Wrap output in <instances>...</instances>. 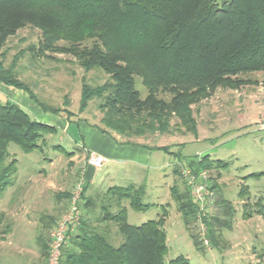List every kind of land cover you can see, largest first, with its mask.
<instances>
[{"label":"trees","instance_id":"16d2710c","mask_svg":"<svg viewBox=\"0 0 264 264\" xmlns=\"http://www.w3.org/2000/svg\"><path fill=\"white\" fill-rule=\"evenodd\" d=\"M24 27L40 32L37 44L24 49L31 52L32 61L38 55L52 59L47 51L65 53L85 71L95 68L107 74L108 79L102 83H82L79 111H84L91 99H97L103 131L118 134L126 143H132L133 136L166 132L173 118L175 126L196 134L194 105L219 87L244 85L248 80L240 75L264 70V0H0V50L9 36ZM15 66L16 58L7 67L0 60V82L35 97L30 86L17 76ZM135 77L141 78L147 88L144 97L134 87ZM53 130V126L32 119L18 104L0 103V195L16 171L17 161L8 158L7 145L12 142L30 152L40 147L37 142L43 133ZM203 156L207 157L200 156L199 162H193L197 157L188 160L192 163L187 167L205 168ZM181 166L176 162L173 172L178 174L184 192L175 185L170 192L186 228L200 218L208 243L223 248L219 237L223 228H231L234 208L229 200L216 196L210 212H199ZM85 189L80 224L63 247L60 264H190L184 255L165 261V209L156 219L140 225L127 222V208L121 203L142 209V187H108L106 196L121 207L115 213L105 211L96 226L83 219V205L87 207L90 201L84 197ZM246 193L247 186L242 184L238 195L242 198ZM254 213L264 218V196L255 203L254 212L243 211L242 217ZM2 219L0 212V239L10 230L9 223L1 226ZM54 220L52 216L45 224L48 234L40 230L36 234L42 264L46 262ZM104 220L114 223L113 233L108 224L100 225ZM190 234L201 246L202 239Z\"/></svg>","mask_w":264,"mask_h":264},{"label":"rangeland","instance_id":"374dc122","mask_svg":"<svg viewBox=\"0 0 264 264\" xmlns=\"http://www.w3.org/2000/svg\"><path fill=\"white\" fill-rule=\"evenodd\" d=\"M39 36L37 28H20L8 37L0 50L3 52L0 60L5 67L16 58L17 76L35 94L32 98L24 90H17L13 95L0 91V103L14 102L32 119L55 126L53 132L43 133L37 142L40 147L30 152H24L12 142L7 145L8 158H15L17 163L11 184L0 195L1 226L10 224V230L0 239V264H42L44 259L35 242L37 231L48 234L45 224L50 217L55 216L56 220L63 212L57 213V169L60 168L57 162L63 166L67 152H72L75 162H82L83 146L88 147L90 143V130L103 131L98 100L91 99L82 112L79 104L82 83H102L108 79L107 74L95 68L85 71L65 53L47 51L45 54L52 55V59L38 55L32 61L31 52L24 49L30 44L36 45ZM240 77L248 81L235 89L219 87L209 98L193 106L197 108L194 111L196 134L175 126L176 119L173 118L166 132L154 131L131 137L132 141L153 146V160L160 163L158 168L140 169L139 173L129 176L115 174L112 184L109 183L111 176H106L107 168H98L86 197L89 204L83 205L82 210L87 224L96 226L97 219L105 215V211L115 213L122 205L127 208V222L133 225L156 219L165 209V261L184 255L190 264H264V218L255 213L246 219L242 217L243 211L254 212L255 203L264 196V70ZM134 87L142 97L145 96L147 88L141 78L135 77ZM64 96L69 101L67 105ZM68 112L72 113L69 119L66 117ZM65 119L70 125L67 132L58 125ZM105 132L122 142L123 138L118 134ZM154 145L167 148L163 150ZM202 155L207 156H203L206 167L194 171H204L205 193L212 192L214 198L221 196L229 200L234 208L231 228H223L219 237L223 248L212 247L210 243L205 245L203 241L201 246L195 244L190 233L200 239L203 237L200 218L197 217L187 229L170 192L172 185L184 192L173 165L180 161L187 167L189 162L192 163L188 160L197 157L193 162H199ZM32 175L33 185L40 184L42 188L38 197L33 195L36 192L31 190L33 185L27 186ZM113 184L142 187L140 202L144 207L135 210L126 202L118 206L114 200H109L105 190ZM242 184L247 186V193L240 198L238 193ZM82 202L84 204L86 200L83 198ZM211 205L209 203L207 210L211 211ZM103 206L106 209H101ZM106 224L113 233L114 223L109 220L100 223L101 226Z\"/></svg>","mask_w":264,"mask_h":264},{"label":"crops","instance_id":"0c3cea01","mask_svg":"<svg viewBox=\"0 0 264 264\" xmlns=\"http://www.w3.org/2000/svg\"><path fill=\"white\" fill-rule=\"evenodd\" d=\"M17 90L20 91L22 89L0 82V91H3L8 95L15 94ZM66 117L69 119L68 116ZM68 119H65L64 121L61 120L62 123L58 122V125H61L63 130H65L66 132L68 131L70 126ZM53 127L55 128V126ZM89 135L90 143L88 147L83 146L85 156L82 162H75V156L71 155L72 152L66 153L67 159L66 162H63V166L61 165V162H57V164L60 163V168L57 169V184L59 185L57 186V189L59 190L57 192V213H61V211L65 210L68 207L70 197L75 190V187L79 182L81 176L84 177V186H86V189L84 190V197H87L89 195L88 191L91 180L93 179L95 171L98 170L86 165V157L90 152H95L105 158V162L100 168H102L103 166L107 168L106 173L108 174L106 176H111V179L109 180L110 184L114 182L113 180H115V174L119 173L124 176H129L130 174L139 173L140 171L138 170L140 169L147 171L156 169L160 166V163L156 162L155 158L153 160L154 149L153 146H151L149 143L140 141H133L132 143H126L124 141L119 142L117 138L108 136L105 131L99 130H90ZM158 147L159 146H157V148ZM57 148L61 149L62 147L60 145H57ZM165 164H167V162ZM31 178L32 180H29L30 182L27 184V186L33 185V175ZM114 185L115 184L109 185L108 187ZM27 189L28 187L25 188L26 191H24L23 197L27 192ZM31 190L36 191L33 192V195L37 197L42 193L40 184L33 185V188Z\"/></svg>","mask_w":264,"mask_h":264},{"label":"built area","instance_id":"2783aa9c","mask_svg":"<svg viewBox=\"0 0 264 264\" xmlns=\"http://www.w3.org/2000/svg\"><path fill=\"white\" fill-rule=\"evenodd\" d=\"M105 162V158L95 152H90L86 157V165L92 168H100ZM182 177L188 186L195 202L198 205L199 212L207 210L209 203H212L214 196L212 192L205 193V184L203 182L204 171H194L189 167H181ZM84 189V177L81 176L73 191L67 209L56 220L53 228L50 231V242L48 254L45 264H60L61 253L63 247L67 244L68 238L73 234L80 224L81 209L80 201L81 194ZM209 207V206H208ZM211 208V207H210ZM201 237L205 245L208 244V239L204 235L206 226L201 222Z\"/></svg>","mask_w":264,"mask_h":264}]
</instances>
